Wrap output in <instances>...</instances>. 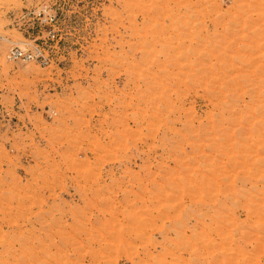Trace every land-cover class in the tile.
<instances>
[{"label": "rangeland", "instance_id": "374dc122", "mask_svg": "<svg viewBox=\"0 0 264 264\" xmlns=\"http://www.w3.org/2000/svg\"><path fill=\"white\" fill-rule=\"evenodd\" d=\"M0 34V264H264V0H0Z\"/></svg>", "mask_w": 264, "mask_h": 264}, {"label": "built area", "instance_id": "2783aa9c", "mask_svg": "<svg viewBox=\"0 0 264 264\" xmlns=\"http://www.w3.org/2000/svg\"><path fill=\"white\" fill-rule=\"evenodd\" d=\"M53 17H51L52 19ZM4 38L3 35L0 34V39ZM25 42H22V45L12 44L10 45L6 50V58L8 60H18V61H29V60H35L40 59L41 62L47 63L48 58L47 56L42 52L41 48L37 45H34V47L27 46Z\"/></svg>", "mask_w": 264, "mask_h": 264}]
</instances>
